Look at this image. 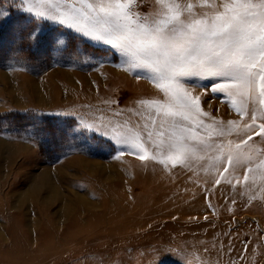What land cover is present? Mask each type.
Wrapping results in <instances>:
<instances>
[{
  "label": "rangeland",
  "instance_id": "1",
  "mask_svg": "<svg viewBox=\"0 0 264 264\" xmlns=\"http://www.w3.org/2000/svg\"><path fill=\"white\" fill-rule=\"evenodd\" d=\"M179 2L211 11L203 0ZM24 7L0 0V264H264V177L255 171L244 181L264 159V137H211L213 145L253 137L245 146L253 162L219 185L207 159L165 167L121 150L111 136L131 128L156 152L147 137L155 110L141 102H163L164 94L140 78L147 73L126 71L110 45ZM158 7L135 0L134 11ZM33 32L38 38L28 39ZM187 83L199 85L191 92L206 124L251 122L252 105L241 121L211 91L216 81Z\"/></svg>",
  "mask_w": 264,
  "mask_h": 264
},
{
  "label": "snow or ice",
  "instance_id": "2",
  "mask_svg": "<svg viewBox=\"0 0 264 264\" xmlns=\"http://www.w3.org/2000/svg\"><path fill=\"white\" fill-rule=\"evenodd\" d=\"M22 3L23 10L36 18L110 45L126 58L123 62L126 71L147 73V77L140 78L149 79L164 94L163 102H141L155 110L147 137L156 152L150 154L143 134L131 128L124 134L111 136L121 150L127 146L139 159L151 158L165 167L169 163L173 167L178 164L190 167L195 159H207L205 171L214 169L218 173L217 185L223 181L231 183L225 173L230 170L235 173L238 166L253 162V156L245 152L251 135L238 143L213 145L209 140L214 135H231L233 131L239 135L241 130L255 131L256 136L264 137V0H203L200 6L211 11L202 13L195 12L192 3L156 0L159 7L151 15L134 11L135 0H22ZM4 15L0 12V18ZM36 38L35 32L28 36L30 40ZM209 79L216 81L211 91L223 93L241 121L252 105L250 123L229 121L227 130L217 128L218 121L205 123L202 117L208 114L201 109L200 97L191 92L199 85L187 82ZM86 127L93 129L91 124ZM197 129L207 131L208 135H200ZM225 161L227 166L220 171L219 166ZM255 171L264 177V159L255 169H247L244 181ZM232 178L239 183V177Z\"/></svg>",
  "mask_w": 264,
  "mask_h": 264
},
{
  "label": "bare ground",
  "instance_id": "3",
  "mask_svg": "<svg viewBox=\"0 0 264 264\" xmlns=\"http://www.w3.org/2000/svg\"><path fill=\"white\" fill-rule=\"evenodd\" d=\"M4 29V28H3Z\"/></svg>",
  "mask_w": 264,
  "mask_h": 264
}]
</instances>
